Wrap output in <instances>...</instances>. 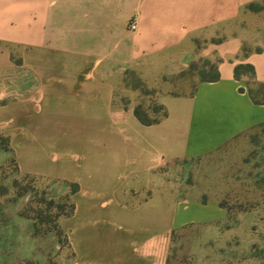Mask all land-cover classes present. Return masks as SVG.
<instances>
[{
    "label": "crops",
    "instance_id": "0c3cea01",
    "mask_svg": "<svg viewBox=\"0 0 264 264\" xmlns=\"http://www.w3.org/2000/svg\"><path fill=\"white\" fill-rule=\"evenodd\" d=\"M261 1L0 0V76H16L6 101L22 99L19 115L30 103L43 128L22 138V148L47 162L48 175L88 193L87 214L68 222L73 258L65 264H168L177 232L225 219L214 200L142 190L122 196L120 189L145 187L142 178L168 163L210 153L264 123V105L234 77L235 66L247 63L264 83V46L249 50L248 30L232 24ZM200 60L214 63L219 78L198 81L189 94L163 93L158 104L166 116L141 124L126 72L172 76Z\"/></svg>",
    "mask_w": 264,
    "mask_h": 264
},
{
    "label": "rangeland",
    "instance_id": "374dc122",
    "mask_svg": "<svg viewBox=\"0 0 264 264\" xmlns=\"http://www.w3.org/2000/svg\"><path fill=\"white\" fill-rule=\"evenodd\" d=\"M258 7L263 9L259 15L250 16L252 10L245 8L232 23L234 30H248L250 50L264 46V1ZM12 51L16 69V49ZM147 70L145 75L135 70V76L129 73L127 79L135 106L148 119L161 114L153 111L160 95L189 94L200 79L212 74L204 60L172 76ZM4 72L0 76V264L70 263L68 222L72 216L87 214L88 193L76 181L48 175L47 162L34 159L31 146L22 148V138L28 141L43 128L35 125L36 110L30 103L23 104L24 115L17 114L22 99L7 103L6 88L14 85L11 77L16 76ZM142 183L147 186L130 191L121 187L122 196L142 190L147 196L214 200L225 211V219L210 229L177 232L168 264H264V123L210 153L170 162L143 177Z\"/></svg>",
    "mask_w": 264,
    "mask_h": 264
},
{
    "label": "trees",
    "instance_id": "16d2710c",
    "mask_svg": "<svg viewBox=\"0 0 264 264\" xmlns=\"http://www.w3.org/2000/svg\"><path fill=\"white\" fill-rule=\"evenodd\" d=\"M258 4L259 3H250L245 8L252 10V11H255V10L257 11L258 9H260V7H258ZM242 50H243V53L246 54V53H248V51L250 49L248 50L244 47ZM260 50H261L260 47L255 49L256 52H258ZM204 62L211 65L212 74L210 77L202 78L199 81L203 82V81H215V80H217L219 78V75H218V72L216 70L215 64L210 62V61H206V60H204ZM129 73H130V75L135 76L134 75L135 73H133V71L126 72L124 82L128 86H130V82H128V79H127V76ZM234 77L237 80H240V79L245 80V82L247 84L246 92L254 104L264 105V83L257 82L255 80L254 69L250 64L242 63V64L236 65L234 68ZM135 78L137 80H139L137 77H135ZM134 88H136V87H134ZM239 91L243 92L244 88L240 87ZM153 111L154 112L160 111L161 114L158 117H155L153 119H148L145 112L140 110V107L138 105L134 107L133 112H134V116L136 117V119L143 125L155 124V123L159 122L162 118H164L167 114L165 108L160 104L154 105ZM202 202L204 203V201H202Z\"/></svg>",
    "mask_w": 264,
    "mask_h": 264
},
{
    "label": "built area",
    "instance_id": "2783aa9c",
    "mask_svg": "<svg viewBox=\"0 0 264 264\" xmlns=\"http://www.w3.org/2000/svg\"><path fill=\"white\" fill-rule=\"evenodd\" d=\"M128 26H129L130 30H135V28H136V24L134 21H131Z\"/></svg>",
    "mask_w": 264,
    "mask_h": 264
}]
</instances>
